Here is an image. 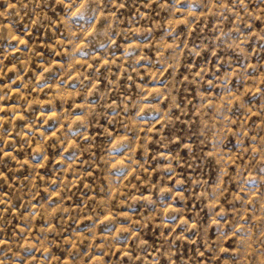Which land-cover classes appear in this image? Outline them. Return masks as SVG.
Here are the masks:
<instances>
[{"label": "rangeland", "instance_id": "374dc122", "mask_svg": "<svg viewBox=\"0 0 264 264\" xmlns=\"http://www.w3.org/2000/svg\"><path fill=\"white\" fill-rule=\"evenodd\" d=\"M0 264H264V0H0Z\"/></svg>", "mask_w": 264, "mask_h": 264}]
</instances>
